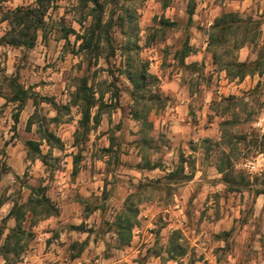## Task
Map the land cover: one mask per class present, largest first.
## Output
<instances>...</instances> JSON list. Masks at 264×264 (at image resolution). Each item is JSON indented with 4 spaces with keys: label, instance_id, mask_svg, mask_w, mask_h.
<instances>
[{
    "label": "rangeland",
    "instance_id": "obj_1",
    "mask_svg": "<svg viewBox=\"0 0 264 264\" xmlns=\"http://www.w3.org/2000/svg\"><path fill=\"white\" fill-rule=\"evenodd\" d=\"M204 1L222 7L241 0H100L103 20L113 22L114 53L103 43L98 59L78 50L75 34L64 39L67 30L82 34L90 25L88 8L81 0H51L46 28L32 49L0 46V92L16 76L30 92L65 105L85 78L106 105L79 147L73 138L78 108L56 117L50 105L27 100L14 124L17 104L0 105V244L15 225L5 216L13 203L27 201L31 189L43 191L57 211L46 218L26 214L27 246L18 258L0 257V264H20L40 232L63 238L58 255L78 264L72 256L82 235L72 226L88 232L86 261L79 264H264V197L255 194L264 189V0H251L241 14L259 23L248 41L241 47L228 42L218 63L207 47L209 28L199 19ZM35 5L36 0H0V38L8 28L5 11ZM186 42L192 52L180 65L175 54ZM241 56L246 62L259 56V74L230 80L221 66ZM128 64L150 76L138 101L131 96ZM151 94L160 101L149 103ZM134 113L147 115L151 127ZM39 128L59 138L61 147L50 148ZM26 140L39 143L45 164L28 156ZM248 164L257 170L250 172ZM128 197L138 224L130 245L117 248L111 223ZM176 230L185 254L171 258L167 240Z\"/></svg>",
    "mask_w": 264,
    "mask_h": 264
},
{
    "label": "trees",
    "instance_id": "obj_2",
    "mask_svg": "<svg viewBox=\"0 0 264 264\" xmlns=\"http://www.w3.org/2000/svg\"><path fill=\"white\" fill-rule=\"evenodd\" d=\"M50 2L51 0H36L35 6H19L5 11L2 16V21L7 23L8 28L0 38V46L23 48L25 50L32 49L36 43L38 33H42L46 28L45 17ZM81 2L85 8H88L86 17H91L92 22L85 28L82 34L67 30L66 34H64V39H67L69 33L75 34V43H78V50L84 51L90 58L98 59L100 57L103 43L107 44L111 54H113L114 50L111 47V39L109 37L113 22L111 19L103 20L104 9L102 3L100 0H81ZM194 8V5H192L187 10L189 21L193 15ZM161 24L166 27L173 26L172 23L165 20H162ZM258 25V22L242 18L235 13H224L216 18L209 27L207 42V47L214 62L218 63L220 51L228 52V42H233L238 47L243 46L248 41L250 29L252 27L257 28ZM191 52L192 48L189 46L188 42H186L181 50L176 52L174 59L178 61V64L184 65V59ZM259 63L258 56L253 62H225L221 66V69L230 80L236 79L237 81H242L246 76H253L258 72ZM125 71L132 86V99L138 101L140 98H144L140 95L146 90L149 84L148 78H150L146 69L143 68L140 71H136L130 69L128 64ZM5 81L7 82L5 92H0V97L4 98L6 103L17 104L16 113L13 118L14 124L18 122V113L28 99H31L34 105H37L39 102L50 105L56 112V117L59 116L62 111L67 112L70 107L78 108L80 119L73 134L74 145L77 147L87 138L89 132L99 125L102 110L106 107L103 103V94H100L97 98L94 88L88 84L85 78L79 79L74 92L71 93L69 101L65 105L56 103L53 98L39 97L30 92L18 83L16 76L8 77ZM147 101L149 103H157L160 99L156 94H151L147 98ZM93 109H96L95 112H93ZM56 117L53 119H56ZM133 117L136 120L141 119L142 124L151 127V122L148 121L147 115H144L142 118L137 113H134ZM32 124L33 121L30 117L27 122V128L29 129ZM39 133L41 140H45L50 148L61 147L59 138L52 132L39 128ZM140 141L141 143H147V139L144 135L141 136ZM24 144L27 147L28 156L30 158L34 159V157H38L39 160L45 164L46 156L41 154L38 142L28 140L25 141ZM76 165L77 160H74V173L77 171ZM147 168L151 169L153 166L147 163ZM217 170L222 174L224 182H229V178L227 174L224 173V169L218 166ZM180 171L183 172L182 166H180ZM170 176H174V174L171 172ZM255 194L263 195L264 197V189H257ZM129 198L130 197L126 199L124 207L111 223L117 248L130 245L133 237V229L137 227L138 224L137 210L134 203H132ZM56 213L57 211L51 204L49 198L46 197L44 192L40 189H31L25 203H13L4 221L13 219L15 225L8 230L3 243L0 244V257L7 262L10 256L18 258L24 251L27 246V243L24 241L27 233L23 228L26 214H30L32 218L38 215L46 218ZM72 229L82 230L81 226H72ZM179 237L180 232L176 230L173 231L168 238L167 254H169L171 258L185 254V250L179 242ZM84 244L85 242L79 244V251L77 255L72 256V258L79 256L84 249Z\"/></svg>",
    "mask_w": 264,
    "mask_h": 264
},
{
    "label": "crops",
    "instance_id": "obj_3",
    "mask_svg": "<svg viewBox=\"0 0 264 264\" xmlns=\"http://www.w3.org/2000/svg\"><path fill=\"white\" fill-rule=\"evenodd\" d=\"M250 3H251V0H241V1H238L236 3H234V2L225 3V4H223L222 7H220V6L213 7V5L211 3H210L211 5H209L207 1H204L197 8V10L200 12L199 19L201 22V26H206L209 28L211 26V24L213 23V21L216 18L220 17L224 13H235V14H238L240 17L243 18V16H241V14L244 13V11L246 10V8L249 6ZM207 42H208V40H207ZM244 60H245L244 56H241L239 58L240 62H244ZM25 89H27V88H25ZM28 100H31V99H28ZM3 103H6V101L4 98L0 97V105H2ZM32 103H33V101H32ZM27 122H28V120H27ZM26 141H28V140H26ZM42 141L45 142V140H42ZM72 230H77V229H72ZM77 231L79 232L80 235H82V238L78 240V242L80 244V243L85 241L86 238H84V237L88 236V232H86L84 230H77ZM171 234L172 233H170V235ZM48 235H49L48 233L40 232L39 236H37L36 239H34V241H32V243L30 244L29 249L22 255L20 264H56V263L57 264H66V263H64L61 256L58 255V253H61V251H62L61 245H59L58 240L63 243V241H64L63 238H60L58 240L57 239H49ZM82 239H84V240H82ZM167 242H168V240H167ZM65 246H67V244L64 245V247ZM84 246H85V244H84ZM83 252H84V249L80 253V256H77V257L72 258V259L77 260L78 264L80 263L81 260L86 261V258H85V255L83 254ZM81 256H82V258H80Z\"/></svg>",
    "mask_w": 264,
    "mask_h": 264
},
{
    "label": "built area",
    "instance_id": "obj_4",
    "mask_svg": "<svg viewBox=\"0 0 264 264\" xmlns=\"http://www.w3.org/2000/svg\"><path fill=\"white\" fill-rule=\"evenodd\" d=\"M247 169H248L250 172H255V171L257 170L255 164H248V165H247Z\"/></svg>",
    "mask_w": 264,
    "mask_h": 264
}]
</instances>
